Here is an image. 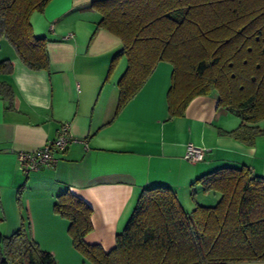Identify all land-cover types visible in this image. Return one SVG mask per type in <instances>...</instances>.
<instances>
[{"label":"crops","instance_id":"crops-1","mask_svg":"<svg viewBox=\"0 0 264 264\" xmlns=\"http://www.w3.org/2000/svg\"><path fill=\"white\" fill-rule=\"evenodd\" d=\"M91 1L50 0L35 16L37 22L53 26L48 32L32 26L36 35L46 38L48 70L27 68L6 40L0 44V60L8 58L12 65L10 73H0V82L11 89L9 99L0 95V225L5 221L15 230L22 227L34 240L56 234L68 237V222L54 214L51 205L57 194L69 191L92 209V230L84 240L109 249L111 243L103 242L113 241L123 228L143 188L171 187L181 206L191 210L195 204H214L219 197L193 183L209 170L246 164L264 176V135L248 145L219 133L238 121L216 107L215 92L194 96L181 115L168 117L172 70L168 61H159L115 113L116 82L126 62L119 57L108 72L120 40L103 28L94 30L100 14ZM67 16L64 27L61 22ZM63 123L73 139L63 150L54 151L53 163L23 172L17 153L34 151L53 140ZM188 142L205 148L203 160L184 157ZM47 223L57 231L47 228ZM45 250L54 256L52 248ZM229 264H264V260Z\"/></svg>","mask_w":264,"mask_h":264},{"label":"trees","instance_id":"trees-1","mask_svg":"<svg viewBox=\"0 0 264 264\" xmlns=\"http://www.w3.org/2000/svg\"><path fill=\"white\" fill-rule=\"evenodd\" d=\"M50 0H0V39L31 70H48L46 38L33 31L30 16ZM103 28L120 40L125 69L116 82L115 113L142 87L159 61L171 66L168 117L181 115L197 95L215 92L216 107L236 115L238 124L219 133L248 145L264 135V0H92ZM8 58L0 73H10ZM0 95L11 97L0 82ZM59 128V127H58ZM219 194L211 205L185 210L168 186L143 188L114 245L87 243L92 209L64 191L53 209L66 218L72 246L95 264H229L264 260V176L246 164L224 165L193 183ZM192 183V185H193ZM195 198V191L191 190ZM0 264H56L22 227L0 232Z\"/></svg>","mask_w":264,"mask_h":264},{"label":"rangeland","instance_id":"rangeland-1","mask_svg":"<svg viewBox=\"0 0 264 264\" xmlns=\"http://www.w3.org/2000/svg\"><path fill=\"white\" fill-rule=\"evenodd\" d=\"M38 14H42L41 11H34L31 16H30V20H31V24L32 26L34 25V29L37 30V29H42L44 30V28H46V32L49 31L50 27H53L52 24H46L44 22V20H41V21H38L35 20V16H38ZM73 16V15H72ZM68 16L66 18V20H64L63 22H61V24L66 27L65 24H68ZM77 23V21L74 23V25ZM57 24V23H56ZM61 27V26H60ZM93 30V29H92ZM92 32V31H91ZM70 33H66L64 34V36H68ZM91 34H88L86 36V38L91 37ZM70 36V35H69ZM5 41V39H4ZM7 41V40H6ZM5 41V42H6ZM3 42V39H0V44H2ZM8 42V41H7ZM118 67H116V70L114 72V74L116 73V71L118 70L119 68V65H117ZM112 74V72L109 74L108 78L106 79V82L107 83H110L111 79H112V76L114 75ZM228 117L229 118H233L235 120H237L239 122V119L236 115L232 114V113H228ZM200 147V146H199ZM203 148V147H202ZM205 149V148H204ZM258 173V172H256ZM188 209H191L190 207ZM51 210L54 214H56L58 217L66 220L65 217H63L62 215H60L59 213L55 212L54 209H53V204L51 205ZM67 221V220H66ZM24 222L26 224L27 222V219L26 217L24 218ZM46 227L51 229V230H54V231H57V228L51 224V223H47L46 224ZM16 229V228H15ZM15 229L13 228V225L10 224V222H5L0 225V232L3 234V235H6V236H9L13 233V230L15 231ZM68 233V232H67ZM35 241L38 243V245L40 246V248H44V249H47V248H52L54 251V256H55V260H56V264H95L88 256H86L84 253H82L81 251L75 249L73 246L72 248L70 247V245H72L71 243V238H70V235L68 233V237L65 235H60V234H56L54 235V237H51V238H36ZM114 241V240H113ZM113 241H108V242H103L104 245L108 246L110 243L111 245L113 246L114 245V242ZM71 248V249H70Z\"/></svg>","mask_w":264,"mask_h":264},{"label":"built area","instance_id":"built-area-1","mask_svg":"<svg viewBox=\"0 0 264 264\" xmlns=\"http://www.w3.org/2000/svg\"><path fill=\"white\" fill-rule=\"evenodd\" d=\"M72 139L68 131L67 123L61 124L53 140L46 142L34 151H19L17 153L19 168L23 172L28 173L53 163L55 161L54 151L63 150ZM204 155V148L194 145L191 142L186 144L185 158L192 161H200L204 159Z\"/></svg>","mask_w":264,"mask_h":264}]
</instances>
